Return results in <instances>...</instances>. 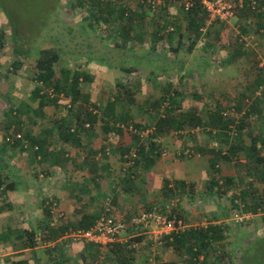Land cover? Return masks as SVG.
Masks as SVG:
<instances>
[{"label":"rangeland","instance_id":"374dc122","mask_svg":"<svg viewBox=\"0 0 264 264\" xmlns=\"http://www.w3.org/2000/svg\"><path fill=\"white\" fill-rule=\"evenodd\" d=\"M74 1L0 0L2 37L0 42V104L2 106L5 107V101L2 99L4 94L15 102H29L28 97L35 84L31 79L35 58L40 48L46 46L58 47L60 51V59L54 63L53 67L57 75L62 68L69 69L70 73L76 71L88 74L89 79L80 81L78 85L80 92L88 95V108L101 116L107 101L120 93V88L117 86L120 82L133 92L135 101L124 108L123 100H120L115 107V112L128 111L133 122L141 125L150 123L147 127L157 118V113L148 106V102L161 95V88L165 82H171L173 88L180 90L182 111L195 109L198 114L202 115L209 107L214 106L216 101L221 103L222 110L226 113L232 112L235 104L234 98H239L242 91L249 86V82L251 84L258 73L262 72L264 75L263 71L258 69L264 66V41L258 33L254 32L253 23L246 24L247 32L243 33L240 25L245 22L236 21L233 17L227 21H207V25L202 29L203 36L193 45L191 51L187 50V39L184 37V45L174 55L169 48L175 44L176 32L185 33L186 22L185 13L178 0L168 1L165 7L155 12L145 11L143 32L139 25L133 24V38L124 45L117 46L115 44H120L122 40L121 33L126 23L125 19L117 15L116 18L109 17L106 21L101 16L99 20L92 19L95 8L102 7L104 3L96 5L94 0H85L84 6H78L77 1ZM73 2L75 5L71 6ZM127 2L135 12L144 10V7L141 9L136 0H127ZM95 15L99 17L98 13ZM175 19L178 20L180 29L175 31L172 41L165 38L157 39L155 45H151L153 43L152 32L158 28L159 33H163L165 29L173 28L171 21ZM141 32L140 40L138 35ZM234 38L242 41L244 54L229 61L227 57L233 51ZM14 47L20 48L24 54H15ZM254 55L255 60H258V67H255ZM16 60L20 61V67L15 71L12 68V62ZM181 61L183 65L179 66ZM126 67L135 68V71L125 74L122 69ZM247 92L249 94V91ZM252 94L259 95V91ZM60 102V105L65 107L59 110L53 106L45 108L46 117L42 122L43 125L46 126L48 119L55 116L57 118L68 116L70 109L66 108L69 104L68 98H61ZM29 104L35 106L33 103L29 102ZM262 106L261 115L256 113L249 121V128L253 134L260 129L263 130L260 128V123L264 121V102ZM235 111H233L234 114H236ZM1 112L0 110V115ZM241 113L237 112V119ZM30 115L33 116L34 112ZM99 122L94 124L96 131H100L101 128ZM30 125L35 130L38 128L37 124ZM187 129L190 131L184 132L181 137H178L177 133H171L159 138L160 147H162L161 155L149 170L155 178L152 191L146 193L148 197L138 207L133 206V209L127 213L134 215L150 204H156L164 215L179 212L178 219L183 225L199 227L201 222L210 219L211 211L217 207L222 208L227 211L228 220L224 223L230 227L231 236L225 237L222 242L225 244L218 249L222 253L231 250L234 254L226 264H264V227L261 225V215L256 214L243 221H236L235 218V214L242 213L238 207L233 206V204H238L241 189L237 179L222 197H218L216 193L212 195L206 193L209 185L207 182L212 177L218 178L219 184L221 176L230 175L238 178L241 166H237L233 159L231 162L220 163L218 171L210 169L207 156L194 152V145L199 144L205 148L221 146L225 150L228 145L209 136L206 130L199 127ZM88 136L84 138V141L90 140L96 146L104 140L99 135ZM126 136V134L121 137L112 134L109 139L112 145L118 146L121 142L127 143L125 142L128 140ZM242 139L245 144H250V138L246 133H243ZM260 152L264 154L263 145ZM82 155L84 156V153ZM109 160L112 161L114 169L122 165L121 161H116L113 157ZM237 161L242 163L245 161L242 154L237 156ZM77 174L79 175L76 178L82 176L80 172ZM175 175L188 182L192 181V189L184 193L176 191L172 196L160 194L163 180H168L170 184H173ZM254 185L255 193L264 200V184L256 182ZM215 189L213 187V190ZM94 208L92 206L86 209L92 211ZM79 216L80 214L75 215L74 220ZM66 220L69 221L70 218L66 217ZM66 220L59 218L58 222L60 224ZM147 225L152 227L151 230L155 228L152 223ZM152 240L153 236L151 242ZM69 242V244L72 243L71 252L76 262H79L80 257L77 254L82 250V245L88 243L72 240ZM149 244V250L145 256L146 261L142 259L144 264H149L147 258H152L153 248L152 244ZM153 247L155 250L157 246ZM91 248L89 254L94 255V258L92 262H85L86 264H112L104 257L107 252L104 247L96 245ZM85 263L82 261L77 264Z\"/></svg>","mask_w":264,"mask_h":264},{"label":"trees","instance_id":"16d2710c","mask_svg":"<svg viewBox=\"0 0 264 264\" xmlns=\"http://www.w3.org/2000/svg\"><path fill=\"white\" fill-rule=\"evenodd\" d=\"M75 1H77L76 5L78 6H84L86 3L85 0ZM94 1L96 5L104 4L100 8H95V12L92 13V19L99 20L101 16L106 21L109 17L116 18V15L121 19H125L126 23L123 25V32L121 33L122 40L120 44H115L117 46L124 45L133 38V24L139 25L140 30L143 32V22H145L143 14L146 13L145 11H148L147 13L151 11L155 12L165 7L170 0H162V3L158 5L154 3V0H136L141 9L144 7V10L141 12L133 11L127 0ZM228 1L239 2V0ZM74 2L71 6L75 5ZM240 2V5L238 4L234 9L233 18L236 21L245 22L240 25V27L242 26L240 29L243 33L247 32L246 24L253 23L254 32L258 33L264 41V0H240ZM180 7L186 16L185 33L176 32L175 44L169 48L174 55L184 45V37L187 39V50L191 51L193 45L203 36L202 29L207 25L208 21L207 14L202 9L200 0H192V5L187 11L182 6ZM96 13L99 14V17H96L98 16L95 15ZM171 24L174 27H165L167 29L163 33H159L158 28L152 32L153 43L151 45H155L157 39L165 38L172 41L173 34L180 29V26L177 19L172 20ZM142 32L138 35L140 40ZM1 40L0 33V42ZM233 44V51L227 57L229 61H233L244 54L243 43L239 38H234ZM13 51L18 55L24 54L17 47H14ZM59 52L58 47L46 46L40 48L39 53L36 55L34 72L31 76L35 84L28 97L29 102L35 105L34 107L26 101L15 102L7 94L2 95L5 107L0 104V110L2 111L0 115V134L3 144V146L0 144V192L14 190L16 185V179L15 177H10V172L5 163L7 150L4 149V145L9 144L12 149H26L28 153H33L34 157L40 156L46 163L50 162L51 164V162H54L56 165L60 164L62 166L65 164L64 160L68 159L65 155L68 151L62 148L63 144L69 143L78 146L83 137L88 135H99L104 139L97 146L95 144L93 146L90 140L87 141L90 142L88 145H80L82 147L81 153H84V161L89 165V172L93 174L90 176V181L95 186L94 191L97 193V195H93L92 197V199L96 200V204L93 205L95 208L92 211L85 210L86 205L84 202L79 203L83 198L78 196L75 201L78 203V208L76 209L77 213L80 214L79 218L68 221L64 218V214L60 212L58 217L64 218L66 221L57 226L45 225L42 229L44 234L43 239L55 240L62 237L67 230L88 228L102 215L115 216L124 222V228L120 231L115 241L98 246L106 249L107 252L104 257L107 261H111L112 264L137 263L134 254L139 249L136 248V245L144 239V227L148 223L137 224L131 222V218L141 210L134 215L116 210L117 191L120 190L123 193L133 191L138 194H144L143 191H148L151 188V184L146 183V177L143 175L145 171L155 164L161 155L162 147H160L159 138L171 133H177L178 137H181L184 132L190 131V129H187L189 127L192 129L199 127L204 131L206 130L209 136L215 137V139L228 145L226 150L221 146L205 148L199 144L194 145V152L207 156L210 169L218 171L220 163L231 162L233 159V162L237 163V166H241L238 178L230 175L221 176L219 178L221 183L219 184L218 178L212 177L207 182L209 185L207 186L208 192L206 193L209 195L216 193L218 197H222L231 189L237 179L241 189L238 204H233V206L238 207L242 213H250L252 216L256 214L261 215V225L264 227V200L255 193L254 185L256 182L264 184V154L260 152L261 146H264V121L260 123V128L263 130L260 129L255 134L249 128L251 118L256 113L261 115L263 110L264 75L262 72L255 76L251 84L249 82V86L242 91L239 98H234L233 111L236 110V114L233 111L226 113L222 110L221 103L218 101L202 115L198 114L195 109L182 111L180 90L173 88L171 82H165L161 88V95L148 102V106L157 113V118L154 122H151L150 133L143 135L144 129L150 123L141 125L140 123L133 122L128 111L115 112V107L119 104L120 100H123L122 104L124 108L129 103L135 101L132 91L118 82L117 86H119L121 94L117 93L112 100H108L106 106L103 108L102 115L99 116L92 109L88 108V95L82 94L78 88L80 81H87L89 79L88 74L76 71L70 73V70L67 68H62L59 71V75L56 74L53 67L54 63L60 59ZM254 64H256L255 67H258V60H255V55ZM182 65L183 62H179V66ZM19 67V60L12 62V68L15 71ZM258 69L264 73V66H260ZM122 70L127 74L135 71V68L126 67ZM247 91H249V94ZM255 91H259V95L255 96V94H252ZM61 98H68L69 104L67 103L68 107L66 106V108H70L68 116L66 118H62L61 116L57 118L55 116L48 119L49 124L43 125L42 122L44 117H46V107L53 106L58 110L65 107L64 105H60ZM31 112H34L33 116L30 115ZM237 112H242L238 119ZM106 118L108 119L106 120ZM97 121L101 123L100 131H96L94 126ZM30 124H37L39 132L33 133ZM130 125L135 131H129L126 128ZM243 133L249 136V145L245 144V141L242 139ZM112 134H116L119 137L126 134L128 140L124 141L127 143L121 142L118 146L112 145L109 139ZM241 154L245 158L243 163L237 161V156ZM110 157L115 158L116 161H121L122 165H119L113 171L110 168L109 173L103 170L104 173L102 168L106 169L107 165L111 166L108 162ZM100 165L101 167H99ZM242 180L245 181L243 182ZM192 185V182L185 180H175L173 184H170L168 180H163L161 193L163 196H172L176 191L184 193L186 190H191ZM75 186L74 190L77 194L80 190H78L77 185ZM213 187L216 189L213 190ZM80 189H82L81 186ZM153 207H156L161 212L156 204H150L145 209ZM48 212L46 213L49 214ZM178 215L179 212L175 211V214H169L167 217L177 220L180 217ZM210 215V219L206 220L208 224L205 227H189L162 237L163 247H171L176 253L188 255L191 259L200 254H210L212 250L216 251L221 241L225 239L227 226L224 223L213 221H219L227 217V211L219 208L218 212L211 211ZM121 235L126 238V242H119ZM214 242L219 244L216 247H212ZM218 254L223 256L220 250ZM192 263L195 262L192 261ZM12 264L21 263L13 262Z\"/></svg>","mask_w":264,"mask_h":264},{"label":"crops","instance_id":"0c3cea01","mask_svg":"<svg viewBox=\"0 0 264 264\" xmlns=\"http://www.w3.org/2000/svg\"><path fill=\"white\" fill-rule=\"evenodd\" d=\"M32 131L33 133H38L39 127ZM88 137L86 136V138ZM84 138L80 145H88L90 143L87 142L88 140L84 141ZM0 143L3 146L1 138ZM80 145L63 144L62 148L68 151L65 154L68 159L64 160L65 164L62 166L60 164L56 165L54 162H51V164L50 162L46 163L40 156L34 157V154L28 153L26 149H12L9 144L4 145V149L7 150L5 163L10 172V177H15L16 185L14 190L0 192V264H12L13 262H20L21 264H77L82 261L84 263L92 262L94 255L89 254L90 249L97 244L88 243L82 245V250L77 254L80 257V261L76 262V258L71 252L70 245L72 243L69 244L70 239H62L60 237L55 240H46L43 239L42 230L47 224L50 226L59 225L58 216L60 212L64 214V218L74 219L73 217L78 214L76 209L78 208V203L75 201L78 196L83 198L79 203L84 202L86 205L85 210L96 204V200L92 199V197L97 195V193L94 191L95 186L90 181V176L93 174L89 172V165L84 161ZM108 162L111 166L109 167L106 164V169L102 168V171L105 170L106 173H109L110 168L112 171L114 169L112 161L108 160ZM150 169L152 167L145 171L143 176L146 177V183L151 184V188L148 191L142 190L144 194H138L133 191L123 193L118 190L116 199L117 211L128 212L133 209V206L138 207L148 197L146 193H151L154 186H152L153 179H155L152 171H149ZM79 172L82 176L76 178ZM175 180L184 179L175 175L173 181ZM185 181L188 180L185 179ZM75 185L80 190L77 194L74 190L76 188ZM80 186L82 189H80ZM159 193L161 194L160 191ZM214 211L218 212L219 208L217 207ZM227 220L228 215L224 219L213 222L223 224ZM207 224L208 222L203 221L198 226L205 227ZM224 225L227 226L225 237L231 236L230 227L225 223ZM145 226V237L141 243L136 245L139 250L134 254L137 262L135 264H144L142 259L146 260L145 256L149 250V243L152 244L153 248L152 262L154 261L156 264H226L231 259V256H234L231 250L227 253H222L223 256L218 254L220 250L218 248L225 244L221 241V244L217 243L219 247H217L216 251L212 250L210 254H200L191 259L188 255L176 253L171 247H163L162 241L158 245L153 240L151 242L152 236L154 238V234H156V228L151 230L152 227ZM196 226L185 224L181 230ZM153 227H155L154 224ZM164 236L166 235L162 237ZM119 242H126V238L121 235ZM153 246H157V249L155 248L154 250ZM212 247H216L215 242ZM148 260L150 261L151 258H147Z\"/></svg>","mask_w":264,"mask_h":264},{"label":"built area","instance_id":"2783aa9c","mask_svg":"<svg viewBox=\"0 0 264 264\" xmlns=\"http://www.w3.org/2000/svg\"><path fill=\"white\" fill-rule=\"evenodd\" d=\"M156 5L161 4L162 0H154ZM178 3L182 8L187 11L192 5V0H178ZM202 9L206 12L208 21H227L234 16V9L239 2H231L228 0H200ZM125 127L124 125H121ZM129 131H135L131 125L126 127ZM151 126L147 127L143 131V135L150 133ZM253 217L250 213L235 214L236 221H243ZM131 222L141 224L149 223L154 224L156 228V234H154L153 241L161 244V237L163 235H170L173 232H177L184 228L181 220L169 218L161 213L156 207L151 209H143L138 214L131 218ZM124 228V222L115 216L102 215L93 225L88 228H76L65 231L62 239H70L72 241H81L85 243H93L97 245H105L109 242L115 241L118 234ZM149 264H156L152 262V258Z\"/></svg>","mask_w":264,"mask_h":264}]
</instances>
